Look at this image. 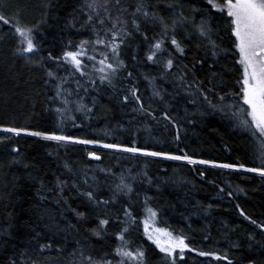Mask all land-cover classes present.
<instances>
[{
	"label": "snow or ice",
	"instance_id": "snow-or-ice-1",
	"mask_svg": "<svg viewBox=\"0 0 264 264\" xmlns=\"http://www.w3.org/2000/svg\"><path fill=\"white\" fill-rule=\"evenodd\" d=\"M67 2V0H65ZM207 4L215 12L200 15H185L182 10V0L169 4L175 8L174 18L166 19L158 14L151 0H79L67 16H62L59 9L60 0H43L41 16L32 22H24L23 10L19 9L11 16L0 9V42H13L12 54L15 59L22 60L31 70L43 73L45 85H51L54 95L49 100L55 105L58 123L57 130H35L28 127H17L0 124V131L20 136L26 134L38 137L44 141L56 142L57 145H98L103 149L118 153H128L132 156L160 158L169 161L186 162L188 165H210L214 168L243 170L258 174L264 178V0H207ZM193 13L199 9L193 7ZM50 21L62 22L63 28L75 29L79 33H87L78 41L68 39L59 54L49 49L44 53V27L50 26ZM144 25L158 26L160 32L150 37ZM189 28L191 30H189ZM184 36L179 37V30ZM140 35L148 42L143 57L137 54L131 56L135 63L152 64L158 67V75L151 72L139 73L136 68H129L123 57L122 50L130 47V41ZM225 37L229 43L225 46ZM193 40L198 50L193 62H183L186 48ZM219 41V42H218ZM138 48V46H137ZM200 50L203 55H200ZM232 55L238 66V77L235 80V90L225 92L221 87L224 83L221 73L213 70L221 58ZM38 57V58H37ZM211 58L212 63L208 60ZM63 70V71H62ZM203 72V78L197 72ZM147 82L150 94L145 97L139 83L140 77ZM171 78V79H170ZM158 80L171 83L179 91L168 92ZM218 89H220L218 91ZM181 92L187 97L185 103L207 106L225 116H230L235 126L247 133L253 140V166L240 161L217 162L211 159H201L189 154L184 148H179L181 140V117L175 113L171 101L176 100ZM95 93V95L93 94ZM108 95L109 100H115L119 106L132 114L160 123L165 121V128L171 125L175 130L174 140L176 151L154 150L147 146H137L134 139L131 143L105 142L101 138H87L66 134L62 129L66 121H71L73 127L77 117L73 113H82L84 119H91L94 109L100 104V96ZM89 99L85 102V98ZM157 102L163 104L158 108ZM179 103V101H177ZM234 109V111H233ZM185 115L188 109H184ZM191 122V121H190ZM108 133L105 132V135ZM11 137L0 136V142ZM12 152L17 153L12 163L19 164V148L13 146ZM91 160L100 161L97 151H87ZM24 167H29L27 163ZM64 168L71 174L69 178L56 177V189L61 194L65 189L75 190L89 204L102 208L103 215L98 216L96 227L89 229L92 236L103 239L107 235L112 207L120 203V198H127L116 211L114 219L120 227L115 231V239L119 242L114 248L97 250L90 241L76 239L72 251L67 252V238L57 239V233L49 235L44 231H35L31 240L35 244L15 255L9 256L8 264H50L45 253L55 252L56 260L52 264H149L147 249L143 245L133 246L130 239L131 229L138 222V214L132 208L133 197L143 196V236L162 253L163 264H187L186 250L198 257L207 258L206 264L213 261H225L233 264L227 249L217 250L213 247H194L192 239L181 229L157 226L161 209L152 205L153 197L147 191H137L134 182L137 176L131 172L120 173L118 178L107 184V197L102 193V185L94 170L85 166L79 172L65 161ZM93 174L89 176V172ZM99 171L116 177L111 168H100ZM202 178L204 172L198 173ZM150 186L157 189L160 185L153 181L147 171L138 173ZM79 177V178H77ZM81 184L86 187L81 188ZM43 188L44 185L41 184ZM51 191L52 189H48ZM243 191V189H240ZM39 193V190H38ZM232 192H228L232 196ZM41 196V199H44ZM67 203L68 197H62ZM198 201L194 208L197 213L207 214L211 204L199 207ZM239 214L249 221L257 231L247 233V247L258 246L264 249V221L248 215L239 204L236 205ZM78 219H85L86 213L71 208ZM11 216V213H9ZM8 226H0V237L10 236ZM47 227V226H45ZM75 229L76 225H69ZM223 233L224 239L232 249H240L244 245L239 240H231L227 226ZM59 231V230H58ZM78 231V229H77ZM231 231H235L232 228ZM259 236V239L257 238ZM211 242V233L203 237ZM218 243V242H217ZM246 264H257L253 258H248Z\"/></svg>",
	"mask_w": 264,
	"mask_h": 264
},
{
	"label": "trees",
	"instance_id": "trees-1",
	"mask_svg": "<svg viewBox=\"0 0 264 264\" xmlns=\"http://www.w3.org/2000/svg\"><path fill=\"white\" fill-rule=\"evenodd\" d=\"M79 0H60L62 7L59 12L62 16L72 10ZM154 10L166 19L174 18L175 8H168L169 4H175L176 0H151ZM193 7L199 12L193 13ZM43 0H0V9L12 15L17 10H23L24 22H32L39 19ZM182 10L185 15H200L207 12H215L207 4V0H182ZM149 36L160 32L158 26L144 25ZM189 30H191L189 28ZM181 29L179 37L184 36ZM87 33H77L75 29L63 28L62 22L50 21V26L44 27V53L51 49L59 54L68 39L78 41ZM219 42V41H218ZM193 40L186 48V56L183 62L190 64L197 55V49ZM225 46L229 41L225 37ZM130 47L122 50L123 57L129 68H136L139 73L151 72L158 75V67L152 64L135 63L131 56L137 54L143 57L148 42L140 35L130 41ZM13 42H0V124L28 127L35 130H57L58 118L53 111L55 105L49 100L54 95L51 85H45L43 73L39 70H31L32 66L26 65L22 60L15 59L12 54ZM138 46V48H137ZM200 55L203 51L200 50ZM38 58V57H37ZM208 63L211 64V58ZM213 70L223 76L225 92L235 90V80L238 77V66L231 54L227 58H221L219 63L213 66ZM63 71V70H62ZM197 75L203 78V72ZM171 79V78H170ZM144 96L150 94L147 82L142 76L139 80ZM169 93L179 91L174 89L171 83L158 80ZM220 89H218L219 91ZM95 95V93H93ZM89 98H85L87 102ZM100 104L94 109L91 119H84L82 113L75 112L76 123L80 127H73L71 121H66L63 131L87 138H101L105 142L131 143L137 141V146H147L154 150L176 151L177 142L174 140L175 130L169 125L165 128V121L161 119L157 123L150 118L132 114L128 109H122L115 100L110 101L108 95L99 97ZM187 97L181 95L172 100L175 113L181 117V140L179 148H184L201 159H211L217 162L240 161L253 166L252 154L254 145L252 138L243 130L236 127L231 121L226 120L222 113L209 108L207 104H186ZM179 101V103H177ZM158 108L163 104L157 102ZM188 109L185 115L184 109ZM191 121V122H190ZM105 132L108 134L105 135ZM0 136L11 137L0 142V226L11 227L8 229L10 236L0 237V264H8L9 256L15 255L35 244L31 240L33 229L44 231L49 235L56 232L57 239L67 238V252L72 251L76 239H85L99 251L114 248L119 243L114 236L120 225L111 217L126 201L121 197L120 203L114 205L110 214V224L107 226V235L103 239L94 237L89 229L96 227L98 216L103 215L102 208L89 204L83 197L78 196L75 190L65 189L61 194L56 189V177L69 178L70 173L64 168L65 161L69 162L74 171L79 172L86 165L94 170L102 185V193L107 197L108 188L120 173L126 175L131 172L137 176L134 186L137 191H147L153 197L152 205L161 209L158 219L160 227H168L179 232L181 229L192 239L194 247H213L217 250L227 249L233 264H246L248 258H253L257 264H264V249L254 246L247 247V233L259 231L239 214L240 205L244 211L254 219L264 221V178L258 174L247 173L243 170L235 171L222 168H214L210 165H188L186 162L169 161L160 158L132 156L128 153H118L109 149H91L85 145H57L56 142L44 141L38 137L21 134L15 136L11 133L0 131ZM18 147L19 157L22 163L14 164L12 159L17 153L12 152V147ZM97 151L102 157L100 163L88 160L87 151ZM27 163L29 167H24ZM100 168H111L117 176L99 171ZM147 171L153 181L160 185L157 189L150 186L138 173ZM204 172L202 178L198 173ZM93 174L89 172V176ZM79 178V177H77ZM41 184L44 187H41ZM86 187L81 184V188ZM48 189H52L49 191ZM243 189V191H240ZM39 190V193H38ZM232 192V196L228 195ZM44 196V199H41ZM62 197H68L67 203ZM199 207L211 204L207 214L197 213L194 208L197 202ZM143 196L133 197L132 208L134 214H138V222L132 226L130 239L133 246L143 245L147 249L149 264H163L162 253L143 236ZM71 208L86 213L85 219H78ZM11 213V216H9ZM74 224L76 228H70ZM229 232L231 240H239L244 246L240 249H232L224 239L223 233ZM47 226V227H45ZM235 228V231H231ZM78 229V231H77ZM59 230V231H58ZM211 233V242L204 241L203 237ZM259 239V236H257ZM218 242V243H217ZM55 252L45 253L50 264L56 260ZM187 264H206L207 258L198 257L195 253L186 251ZM212 264H226L225 261H213Z\"/></svg>",
	"mask_w": 264,
	"mask_h": 264
},
{
	"label": "rangeland",
	"instance_id": "rangeland-1",
	"mask_svg": "<svg viewBox=\"0 0 264 264\" xmlns=\"http://www.w3.org/2000/svg\"><path fill=\"white\" fill-rule=\"evenodd\" d=\"M233 111H234V109H233ZM222 116H224V118L227 120H229V121H231L234 125H235V122L232 120V119H230V116H225L224 114H222ZM240 129V128H239ZM89 148H91V149H94V148H101L100 146H98V145H87ZM235 171H237V170H235ZM240 171V170H239ZM157 226H159L160 227V225L157 223ZM187 251V250H186Z\"/></svg>",
	"mask_w": 264,
	"mask_h": 264
},
{
	"label": "water",
	"instance_id": "water-1",
	"mask_svg": "<svg viewBox=\"0 0 264 264\" xmlns=\"http://www.w3.org/2000/svg\"><path fill=\"white\" fill-rule=\"evenodd\" d=\"M88 159H89L90 161H92V162H97V163H99V162L102 161V157H101V160H100V161L91 160L89 157H88Z\"/></svg>",
	"mask_w": 264,
	"mask_h": 264
},
{
	"label": "bare ground",
	"instance_id": "bare-ground-1",
	"mask_svg": "<svg viewBox=\"0 0 264 264\" xmlns=\"http://www.w3.org/2000/svg\"><path fill=\"white\" fill-rule=\"evenodd\" d=\"M94 149H103V148H94ZM88 158V157H87ZM89 160V159H88ZM95 163H97V162H95ZM100 163V162H99Z\"/></svg>",
	"mask_w": 264,
	"mask_h": 264
}]
</instances>
